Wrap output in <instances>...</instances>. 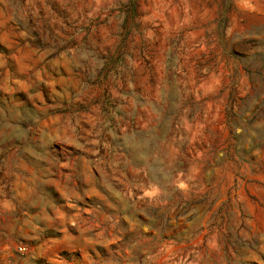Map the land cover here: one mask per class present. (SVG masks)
Wrapping results in <instances>:
<instances>
[{
    "label": "rangeland",
    "instance_id": "1",
    "mask_svg": "<svg viewBox=\"0 0 264 264\" xmlns=\"http://www.w3.org/2000/svg\"><path fill=\"white\" fill-rule=\"evenodd\" d=\"M0 264H264V0H0Z\"/></svg>",
    "mask_w": 264,
    "mask_h": 264
}]
</instances>
